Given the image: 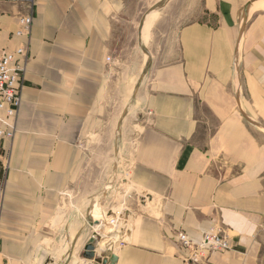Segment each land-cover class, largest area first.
<instances>
[{"label": "crops", "instance_id": "1", "mask_svg": "<svg viewBox=\"0 0 264 264\" xmlns=\"http://www.w3.org/2000/svg\"><path fill=\"white\" fill-rule=\"evenodd\" d=\"M163 1L0 0L6 53L27 42L15 32L32 15L0 147V264H188L179 234L226 238L196 264H264V0ZM136 101L145 123L127 177L150 201L88 260L94 231L63 198L82 180L84 143Z\"/></svg>", "mask_w": 264, "mask_h": 264}, {"label": "rangeland", "instance_id": "2", "mask_svg": "<svg viewBox=\"0 0 264 264\" xmlns=\"http://www.w3.org/2000/svg\"><path fill=\"white\" fill-rule=\"evenodd\" d=\"M167 1L162 2L163 6ZM30 5L32 7V2ZM160 5H152L148 11ZM153 63L162 64L165 60L158 57L151 67ZM148 67L146 76L142 77V84L149 79L150 65ZM137 102L128 110L126 116L119 120V124L111 126L108 130L104 129L98 140L84 143L86 161L82 180L63 198L64 208L73 210L79 206V210L87 216L85 223L90 226L87 231L93 230L94 242L96 241L97 245L100 243L97 246L100 258L104 255L101 250H107L104 241L114 242L116 245L122 240L125 232L134 226L136 219L147 209L150 201L148 196L130 186L127 177V168L137 135L145 123L144 109L141 102ZM74 211L78 212L76 209ZM97 226L101 228V232ZM109 235L115 237L111 238ZM102 244L103 248L100 246ZM95 261L98 262L97 259Z\"/></svg>", "mask_w": 264, "mask_h": 264}, {"label": "built area", "instance_id": "3", "mask_svg": "<svg viewBox=\"0 0 264 264\" xmlns=\"http://www.w3.org/2000/svg\"><path fill=\"white\" fill-rule=\"evenodd\" d=\"M27 2L31 10L30 3L33 4V0H27ZM31 25V14L19 16V28L15 35L25 37L27 42L13 53H6L0 49V147L2 141L12 139L14 135V127L10 126L7 120L16 118L21 102ZM178 240L188 252L185 257L188 264H196L212 252H223L229 249L226 238L218 234L205 235L200 244L191 243L184 234H179Z\"/></svg>", "mask_w": 264, "mask_h": 264}, {"label": "water", "instance_id": "4", "mask_svg": "<svg viewBox=\"0 0 264 264\" xmlns=\"http://www.w3.org/2000/svg\"><path fill=\"white\" fill-rule=\"evenodd\" d=\"M95 247H94V238H90L87 244L84 247V258L88 260H92L95 257ZM115 258L109 257L108 259L104 260L102 264H115Z\"/></svg>", "mask_w": 264, "mask_h": 264}, {"label": "bare ground", "instance_id": "5", "mask_svg": "<svg viewBox=\"0 0 264 264\" xmlns=\"http://www.w3.org/2000/svg\"><path fill=\"white\" fill-rule=\"evenodd\" d=\"M97 228H99V231L101 230V228L100 227H97ZM101 232V231H100ZM107 232V231H106ZM101 234V233H100ZM102 248L104 247L103 246V244L102 245H100ZM86 264V263H85Z\"/></svg>", "mask_w": 264, "mask_h": 264}]
</instances>
